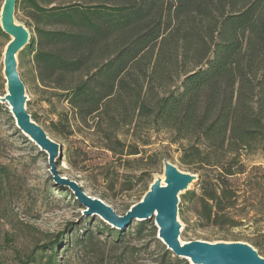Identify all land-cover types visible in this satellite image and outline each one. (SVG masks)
<instances>
[{
    "label": "trees",
    "instance_id": "trees-1",
    "mask_svg": "<svg viewBox=\"0 0 264 264\" xmlns=\"http://www.w3.org/2000/svg\"><path fill=\"white\" fill-rule=\"evenodd\" d=\"M19 9L32 33L19 58L33 54L38 80L55 84L101 148L120 161L158 163L164 133V148L177 146L186 171L200 176V192L181 196V213L196 200L201 227L264 220V165L239 184L245 156L264 160V0H18ZM84 222L51 243L47 264L71 248L87 253L102 236L115 255L105 264H190L161 244L150 220ZM250 244L264 255V232Z\"/></svg>",
    "mask_w": 264,
    "mask_h": 264
},
{
    "label": "rangeland",
    "instance_id": "rangeland-1",
    "mask_svg": "<svg viewBox=\"0 0 264 264\" xmlns=\"http://www.w3.org/2000/svg\"><path fill=\"white\" fill-rule=\"evenodd\" d=\"M16 18L19 22H30L22 9L17 10ZM31 29L34 30V26ZM10 39L0 30V96L6 94L4 52ZM19 74L26 87L28 112L62 145V157L58 159L59 172L76 180L88 195L104 200L118 214L124 215L127 206L141 200L156 176H163L164 159L188 170L180 162L177 146L164 148L162 145L167 144L163 141L167 137L164 133L160 136L161 154L158 163L156 159L147 158L144 161H120L113 153L101 148L97 139L92 140L93 130L84 128L76 121L69 102L53 88L54 83L45 86L38 80L33 54L22 60L19 58ZM9 107L7 103L0 102V178H5L0 181V264H47L49 247L59 236L67 239L73 230L74 234L81 233L88 227L85 222L82 223L83 219H92L93 225H97L101 218L83 216L85 207L78 202L74 193L67 187L55 184L49 171L48 155L17 128ZM58 123L66 128V135L59 133ZM245 163L247 172L239 176L241 186L250 168L264 165V160L249 155L245 156ZM106 168L116 181V189H113V183L103 179L102 173ZM130 178L135 181V187L128 190L130 182H126V186L122 183ZM190 190L199 193V185L194 183ZM197 209L196 200L182 205L180 219L183 222L184 240L250 243L257 234L264 232V220H257L260 215L251 218L243 226L227 230L201 227ZM254 214L251 213L252 216ZM152 222L155 225L154 220ZM103 237L101 241L96 240L86 250L87 253H83L81 248L59 252V264H67L68 261L71 264H105L107 259H113L115 255L112 248L104 244ZM161 244L164 245L162 241Z\"/></svg>",
    "mask_w": 264,
    "mask_h": 264
},
{
    "label": "water",
    "instance_id": "water-1",
    "mask_svg": "<svg viewBox=\"0 0 264 264\" xmlns=\"http://www.w3.org/2000/svg\"><path fill=\"white\" fill-rule=\"evenodd\" d=\"M18 0H4L0 10V26L11 37L4 52L6 94L0 96L7 103L17 128L42 152L48 155L49 171L54 182L69 188L78 202L85 207L83 216H99L116 228H126L134 221L154 220L157 238L176 256L190 264H264L257 248L249 242L184 240L180 219L181 196L190 191L200 176L181 169L169 159L163 160L164 173L156 176L141 200L131 205L124 214H118L104 200L88 195L83 187L58 170L62 145L53 139L28 112L26 87L19 74V55L31 42V31L16 18Z\"/></svg>",
    "mask_w": 264,
    "mask_h": 264
}]
</instances>
